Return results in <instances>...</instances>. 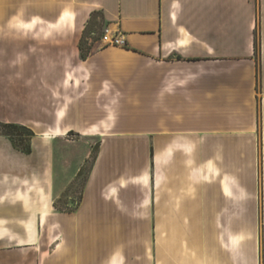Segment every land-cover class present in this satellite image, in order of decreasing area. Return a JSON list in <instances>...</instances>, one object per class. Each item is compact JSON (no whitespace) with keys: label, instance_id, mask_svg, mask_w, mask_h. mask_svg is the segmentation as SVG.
<instances>
[{"label":"crops","instance_id":"crops-1","mask_svg":"<svg viewBox=\"0 0 264 264\" xmlns=\"http://www.w3.org/2000/svg\"><path fill=\"white\" fill-rule=\"evenodd\" d=\"M96 12L128 45L83 58ZM11 77L35 108L10 115ZM0 123L35 133L31 154L0 134V264H264V0H0ZM95 142L58 209L89 157L57 143Z\"/></svg>","mask_w":264,"mask_h":264},{"label":"rangeland","instance_id":"rangeland-1","mask_svg":"<svg viewBox=\"0 0 264 264\" xmlns=\"http://www.w3.org/2000/svg\"><path fill=\"white\" fill-rule=\"evenodd\" d=\"M106 26L103 21V18L100 13L96 12L93 14L92 19L90 23L87 26V29L85 31V35L82 39L83 46L86 51H88L87 46V37H93L96 39H102L104 32H105ZM25 69H28L25 68ZM17 67L11 66V73H16ZM9 89H10V103H11V111L10 115L17 114V101L19 96H24L26 105L25 108L27 112L29 109L35 108L34 105V99H40V92L36 91L38 89V86L36 87L35 83L33 82H19L15 78L11 77V80L9 82ZM44 98L48 100L49 93L48 91L43 95ZM40 108V106H38ZM1 124V123H0ZM11 133L15 135V140L18 142V144H21L20 140L23 139V137H20L19 134L23 133L21 130H14V129H6V128H0V133ZM26 145V143H24ZM57 148L60 153H64L67 155H72V157H81L82 154L84 155L86 152L88 154L89 159L84 164L82 171L80 172L79 177H77L73 182L68 183L69 179H61V182L58 183V195L56 198V205L58 209L64 210V211H72L75 209V207L79 204L81 200V194L83 190V186L85 184V181L87 179V174L95 160V157H97L98 151H99V143L95 142L91 144L89 147H68L63 146L59 143H57ZM184 157H179V160L182 161ZM183 178L180 176L179 172L176 171H170L166 172L164 176V180L162 184L157 186L155 191V212L157 213L156 216H161V200H172L179 196V187L183 185ZM172 216H179L178 211H171Z\"/></svg>","mask_w":264,"mask_h":264},{"label":"trees","instance_id":"trees-1","mask_svg":"<svg viewBox=\"0 0 264 264\" xmlns=\"http://www.w3.org/2000/svg\"><path fill=\"white\" fill-rule=\"evenodd\" d=\"M80 49H81V53H82V57L83 58H87L89 55L90 50L87 49L88 51L85 50L84 46H83V41H81L80 44ZM6 128V129H14V130H21L23 131V133L19 134L20 137H23V139L20 140L21 144H18V142L15 140V135L11 134V133H0L2 135H5L7 137L10 138V140L12 141L13 146L19 150L22 151L26 154H31L32 152V148H31V141L35 136L34 131L24 125H18V124H13V123H6V124H0V128ZM26 143V145L24 144Z\"/></svg>","mask_w":264,"mask_h":264},{"label":"built area","instance_id":"built-area-1","mask_svg":"<svg viewBox=\"0 0 264 264\" xmlns=\"http://www.w3.org/2000/svg\"><path fill=\"white\" fill-rule=\"evenodd\" d=\"M101 42L106 46H121L126 47L128 45L126 37L119 30H112L106 28Z\"/></svg>","mask_w":264,"mask_h":264},{"label":"bare ground","instance_id":"bare-ground-1","mask_svg":"<svg viewBox=\"0 0 264 264\" xmlns=\"http://www.w3.org/2000/svg\"><path fill=\"white\" fill-rule=\"evenodd\" d=\"M57 133V135H61V132H56Z\"/></svg>","mask_w":264,"mask_h":264}]
</instances>
